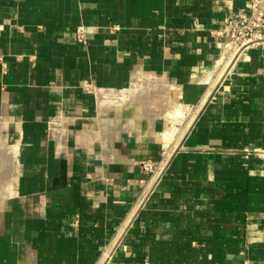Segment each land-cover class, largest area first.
I'll use <instances>...</instances> for the list:
<instances>
[{
	"label": "crops",
	"instance_id": "obj_1",
	"mask_svg": "<svg viewBox=\"0 0 264 264\" xmlns=\"http://www.w3.org/2000/svg\"><path fill=\"white\" fill-rule=\"evenodd\" d=\"M249 4L0 0V264H264V42L218 35Z\"/></svg>",
	"mask_w": 264,
	"mask_h": 264
},
{
	"label": "built area",
	"instance_id": "obj_2",
	"mask_svg": "<svg viewBox=\"0 0 264 264\" xmlns=\"http://www.w3.org/2000/svg\"><path fill=\"white\" fill-rule=\"evenodd\" d=\"M218 35L226 40L227 58L232 56L231 62L250 45L264 42V0H250L247 11L229 13ZM75 41L85 43L84 28L81 25L76 29ZM164 158L163 155L159 161H143L140 168L147 175L158 177L165 167Z\"/></svg>",
	"mask_w": 264,
	"mask_h": 264
},
{
	"label": "bare ground",
	"instance_id": "obj_3",
	"mask_svg": "<svg viewBox=\"0 0 264 264\" xmlns=\"http://www.w3.org/2000/svg\"><path fill=\"white\" fill-rule=\"evenodd\" d=\"M162 91H164V90H162ZM152 92V91H151ZM145 93V90H143V89H137V90H134V91H132L128 96L129 97H127L126 98V103L127 104H130L129 102L130 101H135V99H136V96H137V94L138 95H141V94H144ZM170 93V92H169ZM143 97V96H142ZM146 97H150V95L149 96H146ZM171 97H173V96H171ZM145 98V97H144ZM143 98V99H144ZM135 102H137V101H135ZM146 103V102H145ZM169 103V102H168ZM108 103H105V105H107ZM174 104H175V102H174ZM177 104V103H176ZM146 105V104H145ZM164 106V105H163ZM166 106V105H165ZM171 106V105H170ZM166 108V107H165ZM166 110V109H165ZM139 112V111H138ZM135 114V113H134ZM155 116V115H154ZM154 116H153V118H154ZM165 135H168L167 134V132H165ZM2 136V135H1ZM5 146H4V144L1 142V140H0V158H2V156H3V168H1L2 169V171L0 172V189H1V187L3 186V184H2V182L1 181H3V178H2V175L4 176V173H5V168L8 166V162L6 161V159H5V155H6V150H8L7 148H6V150H5ZM6 156H9V153H7V155ZM10 162V161H9ZM10 164V163H9ZM2 167V166H1ZM6 178V177H5ZM10 185V184H9ZM7 192H8V194L10 195V194H12L11 192H12V188H9L8 190H7ZM5 194H3L2 195V197H0V200H2L3 199V196H4Z\"/></svg>",
	"mask_w": 264,
	"mask_h": 264
},
{
	"label": "rangeland",
	"instance_id": "obj_4",
	"mask_svg": "<svg viewBox=\"0 0 264 264\" xmlns=\"http://www.w3.org/2000/svg\"><path fill=\"white\" fill-rule=\"evenodd\" d=\"M231 57H232V56H229V57L227 58V59H228L227 62H229V63L231 62ZM182 112H183V111L181 110L179 116L182 115ZM179 116H178V117H179ZM176 117H177V116H176ZM176 119H178V118H176ZM172 129H173V128H170L169 131L171 132ZM167 134L169 135V133H167ZM168 135H165V136L167 137ZM165 136H164V137H165ZM5 177H6V172L4 173V176H2L3 181H1V182H2L3 186H2L1 189H0V197H2L3 194H5L4 196H6V194L8 193L7 190L11 187L10 180L8 181V179L5 178ZM9 184H10V185H9ZM4 196H3V197H4Z\"/></svg>",
	"mask_w": 264,
	"mask_h": 264
}]
</instances>
